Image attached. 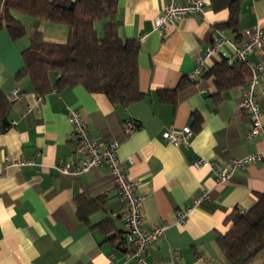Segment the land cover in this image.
<instances>
[{"label": "crops", "instance_id": "crops-1", "mask_svg": "<svg viewBox=\"0 0 264 264\" xmlns=\"http://www.w3.org/2000/svg\"><path fill=\"white\" fill-rule=\"evenodd\" d=\"M169 1L118 0V34L124 41L139 43L138 89L144 95L126 108L113 106L104 95L90 94L81 86L58 91L53 74L52 90L36 92L28 77L17 78L25 66L22 52L30 46L34 20L11 13L25 29L16 40L0 28V103H8L4 127L0 119V264H134L126 258L130 248L125 242L124 208L107 169L93 168L80 176L62 175L55 169L80 160L69 109L85 117L94 140L118 143L116 154L127 178L136 184L135 194L144 196L142 226L167 224L146 252L148 263L229 264L218 237L228 231L225 219L232 212H246L255 204L256 194L264 195V162L247 165L227 184H218L209 168L192 169L190 163L202 158L224 164L264 151V138L248 135V116L239 107L242 87L218 94L208 75L217 63L214 60L180 92L175 106L162 103L158 93L191 81L188 75L196 69L197 57L218 32L237 43L244 42L246 31L254 27L264 32V0H207L203 17L166 24L161 34L156 21ZM233 6L238 8L235 26L221 28ZM95 28L101 37L100 25ZM38 30L44 43L68 41L65 25L43 22ZM223 49L231 56L228 45ZM249 59L264 65V45ZM13 89L20 91V97L11 103ZM263 91L264 69L258 92L264 124ZM128 123L136 126L131 133H126ZM184 127L193 133L188 145H172L162 138V133ZM20 161L31 164L16 166ZM205 191L208 199L178 222L179 213ZM85 198L99 204L86 222L80 219ZM251 264H264V254Z\"/></svg>", "mask_w": 264, "mask_h": 264}, {"label": "trees", "instance_id": "trees-1", "mask_svg": "<svg viewBox=\"0 0 264 264\" xmlns=\"http://www.w3.org/2000/svg\"><path fill=\"white\" fill-rule=\"evenodd\" d=\"M117 3L118 0H4L0 8V28L5 27L12 39L25 35L23 25L12 16L13 11L34 20L30 46L22 52L25 66L17 78L28 77L38 93L52 90L50 74H53L54 88L58 91L81 86L90 94L104 95L111 105L122 108L140 101L144 95L138 89L139 43L120 38ZM237 12V6H233L228 22L220 27L235 26ZM43 22L67 26V43H44L38 30ZM97 24L101 27V37L95 28ZM208 75L213 77L218 94L243 87L250 77L245 66L227 58L215 63ZM191 83L181 81L174 90L159 91V100L175 106L180 92ZM7 107L8 103H0L3 127ZM199 123L196 117L194 124ZM256 196L255 204L246 212H232L225 219L230 226L218 237V244L229 264H251L258 255L264 254V195ZM84 200L85 210L80 219L86 222L99 204L96 200ZM90 201L95 203L94 207L87 206Z\"/></svg>", "mask_w": 264, "mask_h": 264}, {"label": "built area", "instance_id": "built-area-1", "mask_svg": "<svg viewBox=\"0 0 264 264\" xmlns=\"http://www.w3.org/2000/svg\"><path fill=\"white\" fill-rule=\"evenodd\" d=\"M207 0H170L163 7V12L156 21V29L163 34L166 24H174L184 17H203ZM228 45L231 49V56L223 49ZM264 45V32L259 27H254L246 31V40L237 43L234 40L226 39L222 33L213 36L209 47L200 54L196 61V69L188 75L189 80H194L207 70L209 61L220 62L223 59H231L245 66L250 74L249 80L241 89V99L239 107L248 116L250 128L248 135L252 138H264V124L261 121V107L259 104L260 78L264 69L262 63H252L250 55L257 51L261 52ZM264 96V91L262 92ZM20 97V91L13 89L9 94V101L16 102ZM40 99L37 98L36 103ZM67 118L72 126L73 143L75 152L80 155L78 163L56 165L55 169L59 174L69 176H80L88 173L93 168L105 167L110 174L116 189L117 196L123 205V225L125 231V242L130 248L127 260H132L134 264H151L145 260L148 248L157 241L167 229V224H158L151 229L142 226V201L144 196L135 194L136 184L127 178V170L123 162L117 157V142H99L94 140L88 131L85 117L75 109H69ZM14 123H10L12 126ZM131 123L127 124L126 133L135 130ZM190 127L180 130H170L162 133V138L172 145H188L192 136ZM264 162V151H257L240 159H229L224 164L211 162L202 158L195 159L190 163L192 169L202 167L209 168L218 184L231 182L237 171L244 170L247 165ZM30 161H20L16 166L30 165ZM208 199V192H202L195 197L191 204L178 215V222H183L192 209Z\"/></svg>", "mask_w": 264, "mask_h": 264}]
</instances>
